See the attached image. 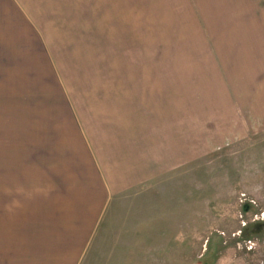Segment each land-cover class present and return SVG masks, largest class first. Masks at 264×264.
Returning a JSON list of instances; mask_svg holds the SVG:
<instances>
[{"label":"crops","instance_id":"0c3cea01","mask_svg":"<svg viewBox=\"0 0 264 264\" xmlns=\"http://www.w3.org/2000/svg\"><path fill=\"white\" fill-rule=\"evenodd\" d=\"M0 62L48 211L0 215V264H106L146 189L264 132V0H0Z\"/></svg>","mask_w":264,"mask_h":264},{"label":"rangeland","instance_id":"374dc122","mask_svg":"<svg viewBox=\"0 0 264 264\" xmlns=\"http://www.w3.org/2000/svg\"><path fill=\"white\" fill-rule=\"evenodd\" d=\"M5 67L0 62V215L47 214L35 183L21 182L20 78ZM146 191L149 203L108 240L117 251L106 264H264V132Z\"/></svg>","mask_w":264,"mask_h":264}]
</instances>
